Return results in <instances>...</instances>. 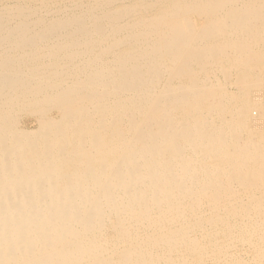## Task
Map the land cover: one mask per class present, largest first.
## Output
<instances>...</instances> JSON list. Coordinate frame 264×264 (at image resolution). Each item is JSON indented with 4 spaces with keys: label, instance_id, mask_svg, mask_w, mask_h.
Masks as SVG:
<instances>
[{
    "label": "bare ground",
    "instance_id": "6f19581e",
    "mask_svg": "<svg viewBox=\"0 0 264 264\" xmlns=\"http://www.w3.org/2000/svg\"><path fill=\"white\" fill-rule=\"evenodd\" d=\"M257 141L264 0H0V264H264Z\"/></svg>",
    "mask_w": 264,
    "mask_h": 264
},
{
    "label": "rangeland",
    "instance_id": "374dc122",
    "mask_svg": "<svg viewBox=\"0 0 264 264\" xmlns=\"http://www.w3.org/2000/svg\"><path fill=\"white\" fill-rule=\"evenodd\" d=\"M253 93H255V92H252L251 93V97L254 95ZM249 128L251 129L252 128V124H250L249 125ZM253 132H255L254 130H253ZM253 134H255V136H257L258 135V133H253ZM258 143H259V141H257ZM259 145H261V147H262V149H261V151L264 153V145H262V143L260 142L259 143ZM264 160V159H263ZM237 246H236V249H234V252H235V250H238V252H240L241 250V254H243V252L245 251V250H243V248L239 245V244H236ZM239 246V247H238Z\"/></svg>",
    "mask_w": 264,
    "mask_h": 264
}]
</instances>
